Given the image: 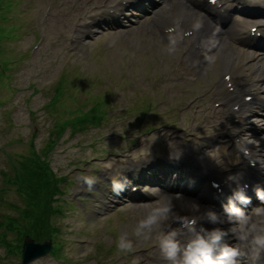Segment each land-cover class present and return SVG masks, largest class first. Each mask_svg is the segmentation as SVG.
<instances>
[{
	"label": "rangeland",
	"instance_id": "1",
	"mask_svg": "<svg viewBox=\"0 0 264 264\" xmlns=\"http://www.w3.org/2000/svg\"><path fill=\"white\" fill-rule=\"evenodd\" d=\"M34 1V5H31L32 8H28L25 12L19 11L18 7L16 6L13 11L12 21H8L0 13V16H2L3 18H1L0 20V76L9 72V69L11 67V70L14 71L15 78L18 82L17 86L23 89L27 85H34L37 91L40 92L35 96L36 99L31 100L30 103L31 107L35 108L39 107L42 102H44V93L48 94L49 88L51 87L52 83L56 80L58 74L61 72V70L59 69L61 63L68 55L66 49H64V43L59 42L58 44H56L54 50L51 49V46L52 41L55 40V36L59 37L60 32L64 31L67 24L66 21L58 20L65 16V14L69 13L70 10H68V8L62 11H57L54 9L53 12L57 14L58 18L53 21L49 19V22L41 25L43 32L42 34L46 36V41L42 48L37 51L34 57L37 63L36 64L34 61L29 60L27 55L28 49L36 36L34 18L40 15L43 5L46 2L51 3V0ZM71 16L74 15L72 13L69 14V19ZM19 21L21 22L20 28ZM57 25H59V27ZM147 26H150L149 28H153L151 27L152 25L147 24ZM140 31L142 37L145 38V40L143 51L139 57L140 64L138 65L137 69L141 72L142 75H144L150 70V58H155V56L151 55L152 51L156 49L155 46L160 42L154 40L156 37L155 33H152V35H145L144 32H147L145 26H142ZM6 33L10 35V38L5 37L7 36ZM134 35L135 33L127 36V39H132ZM125 43V39L121 37L115 48H104L101 46H95L93 48L88 49L86 55L87 62H89L90 65V71L86 72V77H88V79H91L93 75H104L102 77L99 75L101 77L99 83L97 81H95V83H83L81 81L83 79L86 80V78H84L85 76H80L81 79H78V81L80 85H85L87 90L78 91L76 89L74 92L75 97L80 100H87L92 96L95 99L98 94L104 95L105 86L102 85L105 79H108L109 83L113 82L115 89L118 90V83H116L115 80L118 79L119 72L121 71L122 58L124 56L123 49L126 50ZM51 52H53L54 56L59 57V62L56 61L54 64L52 60L49 59L48 55ZM12 58L15 59V62L8 65V59ZM79 61H85L82 55H78L76 58L72 59L71 63L68 65L71 66V70L73 68L75 69L74 71H71V74L75 77L79 76L76 71ZM209 66L211 67V69H209L208 71L211 73L212 76H216L221 69L218 62L212 64L210 60H208L205 64L206 68H208ZM45 67L50 68L47 73L44 71ZM36 74L38 76H36ZM94 77L95 76H93V78ZM0 87H5V82L2 80V78H0ZM14 89L15 88L12 85H9L7 88L0 90V95L4 94L7 98L8 94L12 93ZM31 90H33V88ZM149 94L151 97V93ZM153 97L154 99H156V101H160L155 94ZM118 99L119 97L117 93L115 95H110L107 97V100L114 101ZM2 101H5V99H3ZM65 102L68 101L66 100ZM3 110L4 106H0V144L6 146L4 148V151H9L13 153L14 156H16L20 153H27L29 148L40 150L45 147L46 143H49V140L55 139L57 140V144L54 146V149L56 151L61 150V152L58 155L56 153L52 156V158L55 159L52 163V168L54 171H56L57 168L61 170L64 163L68 161L67 157L64 155H70L71 158L72 155L76 152V150L80 148V145L84 146V142L86 141V143H90L91 141L89 140L94 137H97V143L89 151V159L84 170H87L86 167L90 164L97 162L96 159H90L91 156L102 155L103 148L107 151L109 149L115 150L116 147H113V144H121L115 138L108 139V137L111 136L110 132L116 129V127H113V124L118 117H111L109 119V122L103 121L102 123H99L98 125H95L93 127L87 126L82 131L75 132V130L65 129L61 133L59 138H56V136L58 135L55 133L51 134L50 132H48L47 127L50 125H54L60 118L70 116L69 113L62 114L61 111L57 113L55 109L52 111L41 110L38 111V113H34L33 118L31 116L30 119L27 110L25 108H21L17 113L13 115L14 120L11 121L5 117ZM118 110L119 109L117 108L116 111ZM69 111L74 112L72 110ZM29 132H34V136L29 137V134L25 136ZM19 135L20 140L15 141L14 139ZM100 136L101 140L99 139ZM62 151L65 152L62 153ZM3 172H9V165L4 153L0 152V190L4 191V198L6 200L17 201L19 203L22 202L20 200L21 197L18 196L13 187H9V185H4L5 178L3 176L5 175L3 174ZM76 176L77 171H75L69 176L68 180L70 181L67 184L68 186L73 184L72 179ZM64 198L66 199V201L54 202L58 209V212L54 213V215L51 216V222L55 223L58 228V230L54 231L53 236L58 240L57 242L59 247L57 249V256L60 258H64L65 262L63 264H97V262H99L100 264L114 263L115 256L111 255L112 249H109L108 246L105 247V245L103 244L100 249L93 245V242L95 243V245L99 243V241H96L97 236L91 230L93 224H97L99 226L100 229L98 228L97 230L100 232L101 235L104 236V240L107 242V245L109 243L111 245L112 243L113 245H116V240L112 242L111 238H114L116 236L118 227H120L121 230L123 229L122 231H125L128 228L132 230L138 220L128 219L129 225H126L128 221L122 223L118 220V224H115L113 220L109 222V220L106 219L108 217H87V215L83 213L80 209L75 208V203L73 202L72 198L67 196H64ZM2 201L3 200L0 199L1 203ZM9 201L3 202L4 204L1 205V214H13V212H11V208L6 207L9 205ZM94 204L96 203L92 199L90 201V206H94ZM77 237H83L84 239H88L89 243L77 245L73 242V239ZM142 242H144L143 239L136 240L134 242V245ZM1 253H3V248H0V254ZM117 253V256H125L123 257V260L129 258L127 253H120L118 251ZM92 257H94V259H91ZM8 259L14 260L15 258L10 255ZM115 263L124 264L122 261L116 262V260ZM32 264L59 263L56 259L53 258V256H49L39 259L33 262ZM131 264H133V262Z\"/></svg>",
	"mask_w": 264,
	"mask_h": 264
},
{
	"label": "clouds",
	"instance_id": "2",
	"mask_svg": "<svg viewBox=\"0 0 264 264\" xmlns=\"http://www.w3.org/2000/svg\"><path fill=\"white\" fill-rule=\"evenodd\" d=\"M174 44V41H173ZM170 48L169 51H173ZM237 177L229 178V186L235 183L237 186L233 190L232 198H229L227 204L223 205V210L230 221L234 220L237 224L248 225L249 217L244 213L235 201L240 204H249L250 198L245 195L247 185H241ZM95 178L86 179L88 189L91 190L96 184ZM125 184L115 182L113 190L119 195L124 190ZM258 199L264 202V190L256 191ZM172 197L165 194L155 202V206H149L141 219L136 222L135 227L129 234L123 231L115 241L117 251L120 253H130L134 250V239H148L154 230L157 231V242L162 258L166 264H240V258L243 253L237 245H228L222 243L227 232L220 228L212 230L205 229L202 225L197 227L195 218L188 216H177L174 212ZM195 209L199 211L200 206L195 204ZM255 216L258 218L255 223L251 224L248 232L238 236L240 240H247L249 236L250 244L259 256L264 253V207L256 206L253 209ZM201 220L209 223H223L217 213L206 209L201 216ZM173 223L178 227H173ZM235 235L237 229H230ZM187 234L186 240L179 237Z\"/></svg>",
	"mask_w": 264,
	"mask_h": 264
},
{
	"label": "bare ground",
	"instance_id": "3",
	"mask_svg": "<svg viewBox=\"0 0 264 264\" xmlns=\"http://www.w3.org/2000/svg\"><path fill=\"white\" fill-rule=\"evenodd\" d=\"M195 6L190 7L188 17L198 21L203 25V30L199 35L205 39H212L213 37H219V31L212 28L208 23V18L205 13L199 16L195 10ZM166 11L168 8L165 7ZM182 14V12H181ZM150 23L157 26L159 24H164L165 19L163 14H157ZM185 15V13H183ZM233 27H228L227 31H232ZM233 52H227L226 54L220 53L218 57L222 62V69L224 72L229 71L233 74H238L239 72H245L247 74L246 80L254 83L257 86L259 96L264 99V61L260 63H253L254 59L258 58L256 54H246L241 55L242 51L230 47Z\"/></svg>",
	"mask_w": 264,
	"mask_h": 264
},
{
	"label": "water",
	"instance_id": "4",
	"mask_svg": "<svg viewBox=\"0 0 264 264\" xmlns=\"http://www.w3.org/2000/svg\"><path fill=\"white\" fill-rule=\"evenodd\" d=\"M29 244L26 246L25 250L23 251V258L24 261L28 260L29 258L33 257L35 254V248L32 246V244L30 242H28ZM31 249V250H30ZM29 252V253H28ZM32 252V253H31ZM34 252V253H33ZM31 253V254H30Z\"/></svg>",
	"mask_w": 264,
	"mask_h": 264
},
{
	"label": "trees",
	"instance_id": "5",
	"mask_svg": "<svg viewBox=\"0 0 264 264\" xmlns=\"http://www.w3.org/2000/svg\"><path fill=\"white\" fill-rule=\"evenodd\" d=\"M36 179H37V178H36ZM37 181H38V180H37ZM31 183H32V182H31ZM32 184H33V183H32ZM34 187L39 188V187H40V182H39L37 185H35ZM47 202H48V200L42 202V205H41V213L46 209V207L44 206V204L47 203Z\"/></svg>",
	"mask_w": 264,
	"mask_h": 264
}]
</instances>
